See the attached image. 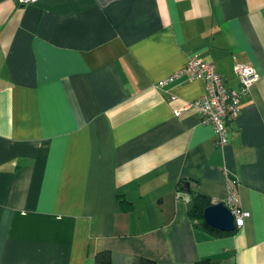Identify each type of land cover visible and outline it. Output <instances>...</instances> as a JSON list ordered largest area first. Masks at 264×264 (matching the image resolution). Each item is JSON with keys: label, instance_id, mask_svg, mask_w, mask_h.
<instances>
[{"label": "crops", "instance_id": "obj_1", "mask_svg": "<svg viewBox=\"0 0 264 264\" xmlns=\"http://www.w3.org/2000/svg\"><path fill=\"white\" fill-rule=\"evenodd\" d=\"M190 54L228 87L259 74L223 146L185 107L202 80L156 86ZM228 177L249 216L210 229L191 198L222 202ZM103 253L264 264V0H0V264Z\"/></svg>", "mask_w": 264, "mask_h": 264}, {"label": "built area", "instance_id": "obj_2", "mask_svg": "<svg viewBox=\"0 0 264 264\" xmlns=\"http://www.w3.org/2000/svg\"><path fill=\"white\" fill-rule=\"evenodd\" d=\"M15 1L19 5H25L38 0ZM234 72L238 80L237 88L226 86L212 61L203 59L197 54H190L180 69L160 79L156 86L161 88L183 77L202 80L205 83L204 93L185 107H193L201 114V122L212 125L216 145L223 146L228 141L227 125L237 118L242 97L259 78L256 68L249 64H236ZM174 113L178 115L180 111L176 110ZM222 202L233 215L235 228L242 227L249 212L240 206L237 184L232 177L227 178V196Z\"/></svg>", "mask_w": 264, "mask_h": 264}, {"label": "water", "instance_id": "obj_3", "mask_svg": "<svg viewBox=\"0 0 264 264\" xmlns=\"http://www.w3.org/2000/svg\"><path fill=\"white\" fill-rule=\"evenodd\" d=\"M205 222L222 231H233L235 226L233 215L223 202L210 204L203 210Z\"/></svg>", "mask_w": 264, "mask_h": 264}, {"label": "trees", "instance_id": "obj_4", "mask_svg": "<svg viewBox=\"0 0 264 264\" xmlns=\"http://www.w3.org/2000/svg\"><path fill=\"white\" fill-rule=\"evenodd\" d=\"M186 63V62H185ZM212 204L211 200L207 199L204 195H194L191 198L190 214L195 220H202L201 222L208 228L212 229L204 222L203 210L205 207ZM218 231V230H216ZM234 231V230H233ZM220 232V231H218ZM94 264H109V256L107 254H97L94 257ZM134 264H152L149 260H138ZM196 264H211L209 258L199 260Z\"/></svg>", "mask_w": 264, "mask_h": 264}, {"label": "clouds", "instance_id": "obj_5", "mask_svg": "<svg viewBox=\"0 0 264 264\" xmlns=\"http://www.w3.org/2000/svg\"><path fill=\"white\" fill-rule=\"evenodd\" d=\"M217 203V202H216ZM212 204H214V203H212Z\"/></svg>", "mask_w": 264, "mask_h": 264}]
</instances>
